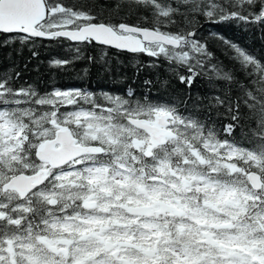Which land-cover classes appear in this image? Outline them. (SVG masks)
<instances>
[{
    "label": "snow or ice",
    "instance_id": "6c2138e0",
    "mask_svg": "<svg viewBox=\"0 0 264 264\" xmlns=\"http://www.w3.org/2000/svg\"><path fill=\"white\" fill-rule=\"evenodd\" d=\"M227 25L264 38V0H0V48L68 42L50 66L99 47L149 58L134 77L166 66L164 89L225 84L189 109L148 79L42 91L3 69L0 264H264V57L202 35Z\"/></svg>",
    "mask_w": 264,
    "mask_h": 264
},
{
    "label": "trees",
    "instance_id": "16d2710c",
    "mask_svg": "<svg viewBox=\"0 0 264 264\" xmlns=\"http://www.w3.org/2000/svg\"><path fill=\"white\" fill-rule=\"evenodd\" d=\"M209 31H221L257 57H264V38L261 37L260 31L255 27H252L251 30H242V26L238 27L236 25L221 26L219 29L209 26L202 30V35L207 36ZM209 44L215 56L220 59L227 69L236 67L228 56L221 54L215 40L210 39ZM18 47L0 48V72L9 68L10 65H14L15 70L21 73L18 83L28 82L38 86L42 91L53 86L59 88L82 87L93 91L101 89L123 91L126 87L131 86L139 92H145L148 89L144 87L143 81L148 79L153 81L151 86V97L153 99L179 97L181 100H187L188 108L192 109L194 101H197L200 97L206 98L218 89L222 91L225 87L223 82L212 83L205 78H198L191 89H187L183 85H177L174 81L167 89H164L159 81L167 78L166 66L160 68L145 67L143 71H140L138 77H134L132 65L140 60L146 61L149 58H134L127 53L116 56L114 54L115 50L111 49L101 50L97 47L96 49L85 50L86 55L97 58L96 62L89 64L86 59L82 58L71 65L72 70L68 71L55 65H49V61L54 58L67 59L74 55L71 50L74 45L68 42L56 44L44 41L36 49L39 53L36 58L32 57V52L27 48L21 49V54H17ZM105 53H107L106 56ZM101 56H105V59L100 60ZM25 65L27 66L25 67ZM105 65L110 68V71L105 70ZM84 68L89 69L86 74L82 71ZM237 75L240 74L237 73ZM241 79H243L242 76ZM199 114L201 116L205 115L202 108L199 110ZM212 117L213 119L216 118L215 113L212 114Z\"/></svg>",
    "mask_w": 264,
    "mask_h": 264
}]
</instances>
